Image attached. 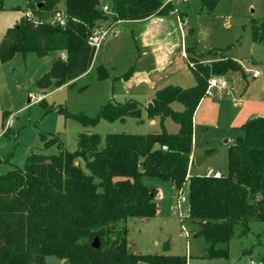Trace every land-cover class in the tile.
<instances>
[{
    "label": "trees",
    "instance_id": "16d2710c",
    "mask_svg": "<svg viewBox=\"0 0 264 264\" xmlns=\"http://www.w3.org/2000/svg\"><path fill=\"white\" fill-rule=\"evenodd\" d=\"M201 11L212 12L220 0H198ZM61 0H25V11L39 18L36 23L22 17L0 42V63L15 55L45 58L64 53L37 81V87H72L91 68L96 54L93 33L122 21H141L167 16L177 6L163 0H110L109 14L99 0H63V27L50 22ZM3 0H0V10ZM186 16V13H180ZM250 38L264 44V19L250 25ZM195 84L190 88L166 86L145 105L135 100L106 103L94 117L56 110L65 120L86 129L101 121L158 120L160 129L147 134L80 133L74 151L63 148L53 135L39 134L43 150L55 146L56 154L31 152L22 168L0 174V264H46L55 257L69 264H186L185 257L139 255L127 234V221L147 220L157 190L142 183L144 177L170 182L177 194L187 195L188 210L182 218L189 233L204 240L205 258H228L227 245L240 226L239 236L249 232L250 222L264 223V117L253 118L242 127L228 149V168L220 179L190 176L193 117L208 95L213 76L240 71V66L221 58L210 64L190 58L187 64ZM129 70L123 75L127 80ZM107 77L96 68L97 81ZM180 111L172 109L173 104ZM5 115H3L4 117ZM177 126L168 133L164 122ZM8 130L5 132L7 133ZM165 148V150L163 149ZM11 156V155H10ZM98 238L99 249L91 247Z\"/></svg>",
    "mask_w": 264,
    "mask_h": 264
},
{
    "label": "rangeland",
    "instance_id": "374dc122",
    "mask_svg": "<svg viewBox=\"0 0 264 264\" xmlns=\"http://www.w3.org/2000/svg\"><path fill=\"white\" fill-rule=\"evenodd\" d=\"M99 2L101 6L110 7V0ZM176 2L178 0L172 2L174 6ZM62 8L63 0L57 10ZM200 9L198 0H188L186 4L177 6L173 13L162 16L165 17L166 28L172 31L171 28L175 27L180 37V47L175 56L184 51L188 58L198 61L230 59L241 70L211 77L210 80L218 77L225 79L231 88L230 93L222 94L217 89H211L196 109L194 139L196 136L198 157H206L200 167L190 169V175L197 177L205 176L209 170L226 175L228 149L234 144L232 142L242 136V127L249 120L264 117V44H255L250 38V25L264 19V0H220L212 12ZM24 12L25 0H3L0 42L6 31L16 26L24 16ZM183 12L186 13L184 18L179 15ZM179 20L183 21L182 24ZM107 25L106 22L101 28H107ZM117 25L111 27L114 35L109 34L98 47L90 70L78 78L72 87H51L47 90L37 87V81L56 60L58 52H52L45 58H37L34 54H18L7 63H0V174L22 168L31 152L57 153L55 146L43 150L40 133L55 136L63 148L71 152L76 149L78 134L88 130L73 120H65L56 110L45 114L44 107L39 105L40 101L47 107H62L70 114L80 113L87 117H94L102 105L121 103L125 98L143 104L139 98L145 95L144 88L128 86L127 81L116 78L115 73L121 67L129 71L135 64L151 61L150 50L141 45L140 26L132 22ZM107 62H113L112 67H108ZM99 65L105 68L107 77L97 81L96 68ZM181 66L186 70H179L177 75L170 76L167 84L180 88L193 87L195 80L184 60H181ZM254 70L259 74L256 79L250 76ZM128 90L131 91L130 95L127 94ZM32 96L39 100L34 102ZM172 109L179 111L181 106L175 103ZM9 117L12 125L5 133ZM144 117L143 113L141 120L144 123L137 119H126L124 124L101 121L93 128V133L101 138L110 133L147 134L157 126L148 124ZM165 128L168 133L177 131V126L170 120H167ZM144 178L145 181L164 185L160 188L163 201L157 220L146 222L142 226L145 229L128 225L127 237L135 253L164 255L162 244L168 242L170 255L167 254L185 257L186 264H264V223L250 222L249 232L242 236H239L240 226H235L227 245L228 258L207 259L204 240L194 238L181 217L188 203L185 200L178 202L177 192L171 183ZM156 244L160 245V249L156 248ZM45 263L69 264L55 257H47Z\"/></svg>",
    "mask_w": 264,
    "mask_h": 264
},
{
    "label": "crops",
    "instance_id": "0c3cea01",
    "mask_svg": "<svg viewBox=\"0 0 264 264\" xmlns=\"http://www.w3.org/2000/svg\"><path fill=\"white\" fill-rule=\"evenodd\" d=\"M181 5H184V4H182V3L179 4V6H181ZM183 13H185V12H183ZM165 17L152 16V17H149V18H147L145 20H141V21H122V22L117 23L118 25H121L123 22H132L133 24H137L138 26H140L142 28L141 45L144 49H149L150 54H151V57H150L151 61L150 60L144 61V63H141L140 65L135 64L132 68H130V70L132 71V74L126 80L128 86H130V87L131 86H134V87L142 86L144 88L145 95L143 96V98H139L141 101H143V104L138 102L135 99H132V98H128V99L125 98L124 101L135 100L138 103L145 105L154 97L155 93L158 90H160L166 86H170L166 82V81H168L170 76L173 77V76L177 75L179 70L182 71L185 69V67L181 66V60H184L186 65L188 64V61L190 58H188L187 54L184 53V51H180V54H178L177 57L175 56L176 55L175 53L178 51V49L180 47V43H179L180 37L178 38V36L176 34L175 27L171 28L172 31H170L169 28H166V26L164 25ZM179 22H180V24H182L183 21L179 20ZM183 32H185V31L183 30ZM181 35L183 37V34H181ZM64 56H65L64 53H59L57 55V58H64ZM145 56H147V54H145ZM211 61L213 62L214 60L208 59V60L200 61V62L203 64H208V63L210 64V63H212ZM93 64H94V61H93ZM112 64H113V62H107L108 67H112ZM99 66H101V65H99ZM112 69L114 70V68H112ZM126 69L127 68H125V67H121V68H119V70H117V72L114 70L116 72L115 73L116 78L119 77L120 79H122L123 75L128 72ZM179 85H181V84H179ZM129 90L127 92L128 95H130V92H131ZM217 90H219V89H217ZM219 93L229 94L230 91L229 90H219ZM194 115H195V113H194ZM144 116H145L144 118L146 119L148 124H153L154 126H157L156 128H154V130H151L148 133L155 132V131L160 129V124H159L158 120L147 119L145 113H144ZM126 121L127 120H125L123 122H119V121H117V122L119 124H124V123H126ZM139 121L144 123V120H141V118ZM117 122H113L111 124H114ZM166 122H167V120L164 122V126L166 125ZM195 125H196V122H195ZM86 133H93V129H88L86 131ZM195 139H196V136H195ZM195 139H194V117H193V144H192V153H191V164H190L189 169H188V177L191 176L190 175L191 167H196L194 165V162H193L194 158H196V157H198V155H200V154H198L199 152L197 151V148H196L197 143H196ZM206 143H207L206 145H209L208 142H206ZM232 143H234V142H232ZM205 159H206V157H205ZM0 161H2V159H0ZM203 162L201 163V165L203 164ZM206 175L207 174H205V176ZM145 179L146 178L142 179V183L147 187L155 188L157 190V193H158L157 197L155 198L153 205L151 207L152 217H150L147 220L133 219V220H137V221H132V222L127 221V228H128V225H130V224L133 227H142V226H144V224H146V222H150L151 219L157 220L158 216L160 215L161 204L163 201V197H162L163 195H162L161 189L164 185L159 184V183H151V182L145 181ZM187 210H188V206L186 208L185 213L182 214L183 216H185V214L187 213ZM128 222H130V223H128ZM143 229H145V228H143ZM156 248L160 249V245L156 244ZM162 249H163L162 252L164 253V255H168L167 253H169V251H170L169 243L164 242L162 244ZM169 255H170V253H169Z\"/></svg>",
    "mask_w": 264,
    "mask_h": 264
},
{
    "label": "built area",
    "instance_id": "2783aa9c",
    "mask_svg": "<svg viewBox=\"0 0 264 264\" xmlns=\"http://www.w3.org/2000/svg\"><path fill=\"white\" fill-rule=\"evenodd\" d=\"M188 0H178V2H176L177 4H186ZM168 2H175V0H168ZM102 10L103 12L105 13H109V9L107 6H103L102 7ZM28 21H31L32 23H36L39 18L35 17L31 11H25L24 12V16ZM65 21H66V16L64 14V11L62 9H58L56 10L51 19H50V22L54 25H57V26H60V27H63L65 25ZM114 35L111 31V29H108V28H98L94 31L93 33V42H94V45L96 46V51L98 49V47H100V44L105 40V38L109 35ZM250 76L252 79H256L258 78L259 74L257 71H252L250 72ZM211 89H219V90H229L230 91V87H229V84L228 82L223 79V78H214L212 80L209 81L208 83V92L209 90ZM31 100H33L34 102H37L38 100L32 96L31 97ZM11 125H12V120H11V117L8 118L7 120V123H6V126H5V132L7 130H9L11 128ZM165 150V148H163ZM206 176H210V177H213L215 179H220L222 177V174L220 172H215V171H211L209 170L207 172V175ZM177 199H178V202L180 201H187V195L184 194V192H180L179 194H177ZM182 218L184 217L183 215L181 216ZM250 264H256L255 262H250Z\"/></svg>",
    "mask_w": 264,
    "mask_h": 264
},
{
    "label": "water",
    "instance_id": "95a60500",
    "mask_svg": "<svg viewBox=\"0 0 264 264\" xmlns=\"http://www.w3.org/2000/svg\"><path fill=\"white\" fill-rule=\"evenodd\" d=\"M204 160H205V157H196V158H194L193 162H194V165L196 167H199ZM194 238H195V236H194ZM99 246H100L99 240H98V238H95V240L91 244V247L93 249H99Z\"/></svg>",
    "mask_w": 264,
    "mask_h": 264
}]
</instances>
